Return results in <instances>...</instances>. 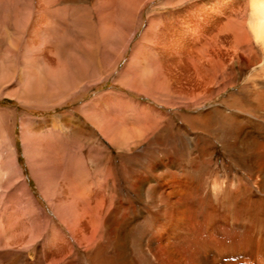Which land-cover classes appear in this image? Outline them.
Wrapping results in <instances>:
<instances>
[{
    "label": "rangeland",
    "instance_id": "rangeland-1",
    "mask_svg": "<svg viewBox=\"0 0 264 264\" xmlns=\"http://www.w3.org/2000/svg\"><path fill=\"white\" fill-rule=\"evenodd\" d=\"M160 1L0 0V165L34 201L19 202L16 182L1 207L26 223L38 212L48 231L55 217L71 223L82 208L71 195L87 193L92 207L102 204L98 233L114 258L113 228L127 227L131 246L155 240L151 198L161 182L166 193L221 163L233 173L232 138L223 151L217 132L206 135L203 114L217 98L195 107L169 90V7ZM122 128L128 139L115 150L108 135ZM186 163L201 174L191 178ZM141 177L150 199L134 189Z\"/></svg>",
    "mask_w": 264,
    "mask_h": 264
},
{
    "label": "bare ground",
    "instance_id": "bare-ground-1",
    "mask_svg": "<svg viewBox=\"0 0 264 264\" xmlns=\"http://www.w3.org/2000/svg\"><path fill=\"white\" fill-rule=\"evenodd\" d=\"M158 7H169V90L195 107L197 98H217L203 120L223 151L232 138V175L221 163L199 183L179 179L165 193L160 190L169 183L161 182L152 198L141 177L134 189L155 204V240L131 246L127 227L113 228L108 236L116 258L108 255L112 244L101 241L107 234L98 233L94 210L102 204L92 207L87 193L71 195L72 206H82L71 223L55 217L48 231L38 212L26 223L0 201V264H264V0H161ZM166 52L156 50L158 66ZM120 131L108 135L115 150L128 139ZM189 167L191 178L201 174ZM16 182L19 202L34 203L20 178H9L1 165L0 200ZM206 187L209 195L202 193Z\"/></svg>",
    "mask_w": 264,
    "mask_h": 264
}]
</instances>
